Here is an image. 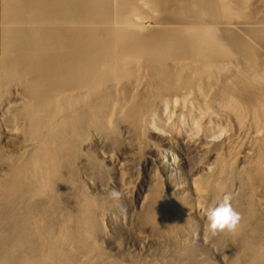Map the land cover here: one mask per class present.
I'll return each instance as SVG.
<instances>
[{
	"label": "bare ground",
	"instance_id": "obj_1",
	"mask_svg": "<svg viewBox=\"0 0 264 264\" xmlns=\"http://www.w3.org/2000/svg\"><path fill=\"white\" fill-rule=\"evenodd\" d=\"M100 138L152 174L144 227L227 193L218 245L264 264V0H0V264H122L94 240Z\"/></svg>",
	"mask_w": 264,
	"mask_h": 264
},
{
	"label": "rangeland",
	"instance_id": "obj_2",
	"mask_svg": "<svg viewBox=\"0 0 264 264\" xmlns=\"http://www.w3.org/2000/svg\"><path fill=\"white\" fill-rule=\"evenodd\" d=\"M111 142L101 138L94 142L90 153L92 152L95 173L86 187L88 194L100 207L97 209L99 216L94 240L104 258H111L114 262L122 264H178L179 258L181 260L178 262L185 261L186 253L195 252L198 264H230L231 257L235 254L234 247L229 244L224 247L218 245L216 235H208L205 228L204 214L207 208L215 205L212 201L204 202L197 211L194 209L195 212L187 218L171 226L172 231L167 230L169 235H159L155 230L140 223L149 200L146 198L140 205L139 196L145 194L146 187L153 182L152 174L141 168L138 160L132 162L131 159L126 160L124 168L117 174L100 154L101 152L113 158L116 156V160L125 155L119 145L114 146ZM141 154L146 156L147 152L143 151ZM160 175L159 171L156 177L160 178ZM113 189L121 192L119 201L111 197L110 192ZM121 209H126L123 215ZM171 237H183L187 244L175 246L169 241ZM186 249L192 251L186 252ZM181 252L185 258L181 257ZM180 262L179 264L183 263Z\"/></svg>",
	"mask_w": 264,
	"mask_h": 264
},
{
	"label": "clouds",
	"instance_id": "obj_3",
	"mask_svg": "<svg viewBox=\"0 0 264 264\" xmlns=\"http://www.w3.org/2000/svg\"><path fill=\"white\" fill-rule=\"evenodd\" d=\"M111 197L115 201L121 199V192L113 189L110 192ZM231 196L225 193L220 200L205 211V228L208 235L215 236L218 232L227 231L234 232L240 220L239 212L235 211L230 203ZM126 212V209H121V214Z\"/></svg>",
	"mask_w": 264,
	"mask_h": 264
}]
</instances>
